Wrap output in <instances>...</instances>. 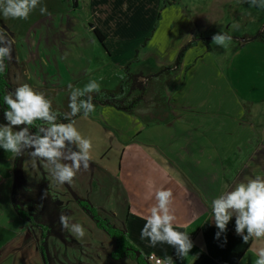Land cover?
Returning a JSON list of instances; mask_svg holds the SVG:
<instances>
[{
	"label": "crops",
	"instance_id": "obj_1",
	"mask_svg": "<svg viewBox=\"0 0 264 264\" xmlns=\"http://www.w3.org/2000/svg\"><path fill=\"white\" fill-rule=\"evenodd\" d=\"M163 1L77 0L76 9L68 3V10L76 11L78 17L53 14L54 21L39 17L22 30L13 25L21 60L26 63L25 75L31 83L38 81L39 88L59 89L74 83L81 86L95 78L94 71L100 75L105 72H99V68L113 70L121 76L123 67L137 52L140 61L154 59L158 67L167 66L175 61L180 49L195 33H222L221 28L215 27L217 7L213 0L193 3L196 6L191 9L192 16L187 7L178 3L166 5L160 14ZM185 14L189 18H184ZM87 25L94 26L103 35V45L96 41L89 27L86 29ZM172 27L177 34L166 36L164 33H170ZM54 32L62 36L58 38ZM52 38H58L63 50L57 53L62 56L48 50ZM235 38V53L239 54L238 49L248 42ZM228 46L209 48L198 41L187 50L179 71L164 81L167 99L161 109L167 108V116L159 118V124L147 123L135 114L110 106H99L95 118L103 120L99 121L103 125L102 134L94 137L86 135L82 128L86 123L96 128L93 121L87 116L74 120L82 138L91 141V166L98 168V164H103L102 173L118 180L116 203L121 198L125 203L123 227L139 250L137 254L146 257L154 253L163 259L176 256L172 246L158 242L151 247L149 240L140 236L151 208L157 203L155 192L160 189L173 193L174 230L188 233L194 244L179 264H256L259 252L264 250V237H252L245 243L236 235L235 217L229 221L227 232L217 238L218 229L212 219L213 199L241 182L264 177V122L259 125L258 114L245 115V104L252 106L249 110L253 111L254 106H259V100L252 104L244 101L243 106L233 99V89L228 88L224 69L216 59L221 58L227 65ZM217 47L224 55L215 52ZM132 66V71L145 72ZM48 68L51 73L46 72ZM181 100L184 101L180 103ZM218 110H226V114ZM160 129L163 137L158 142L155 139ZM146 132L148 135L140 139ZM118 151L121 152L118 164L109 157L106 159V153L109 156ZM12 155L0 147V163L12 165ZM132 159L146 162L148 172L142 181L137 174L132 184L123 183L119 179L122 163ZM11 174L7 167L4 177L0 178V260L5 258L3 264H43L38 248L33 251L28 248L33 246L34 238L13 208Z\"/></svg>",
	"mask_w": 264,
	"mask_h": 264
},
{
	"label": "rangeland",
	"instance_id": "obj_2",
	"mask_svg": "<svg viewBox=\"0 0 264 264\" xmlns=\"http://www.w3.org/2000/svg\"><path fill=\"white\" fill-rule=\"evenodd\" d=\"M213 1L215 2V5L217 7V11L214 15L217 20L215 27L216 29L221 28V30L219 31L227 33V35L230 36L245 39L247 37L255 38L258 33L264 30V8L250 6L247 0ZM197 2L198 0H178L177 2L168 5H174L177 3L181 4L183 7H187L188 11H191L189 12V15L192 16V10L196 6H192V4ZM68 3H71V0H41L39 1L35 11L30 13L27 20L4 18L3 15L0 14V28H2V25L7 26L8 31L6 32H9V35H12L13 25L18 27V30L26 29L29 23L31 25L33 21L39 17L52 19L53 21V14H60V17H66L68 14H71L73 17H78L76 11L68 10ZM43 6H46L47 8V15L40 14V8ZM162 10L163 9L160 8V14L162 13ZM184 18H189V16L185 14ZM234 25H238V27L234 28ZM88 27L89 26L87 25L86 29H89ZM166 28L169 29L168 26ZM54 34L57 35L55 32ZM164 34H166V36L173 35L172 37H174L177 32L172 27V31L170 33L166 31ZM60 36H62L61 33L57 35L58 38ZM205 36L210 35L207 34ZM93 37L96 39L94 35ZM58 38H52L53 43L51 44V47L48 48V50L54 55L58 54L59 56H62V54L57 53V51L63 50V48H60L61 45ZM14 40L15 46H18L17 36L14 38ZM228 44L229 51H227L226 53L227 65L224 64L221 58H216L217 63L221 66V69L222 67L224 69L223 78L228 88L233 89V99H236L241 105L244 104V101H248V103L252 104V102H256L259 100V106H254L253 111L249 110L252 108V106L248 107L249 104H245V108H247L245 115L258 114L260 122L259 125L262 126V123L264 122V41L255 39L251 42L246 43L243 48L238 49L239 54L235 53V45L237 43H234V41H229ZM52 46H55V48H53ZM208 46L209 48H214L217 45L213 44V42L210 41L208 42ZM171 48L173 47H170V49ZM215 52H217L218 55H224L225 53L222 52L220 54L218 47L215 48ZM15 55V52L12 51V58L11 60H9L11 65L10 67L14 69V71H16L17 68L15 69V65L13 63L20 62L19 59L16 60ZM132 65L133 68L139 67L140 69L144 70L145 75L155 73L160 69L154 59L141 61L137 60ZM187 66L188 65H186V67ZM106 70L107 69L103 70L99 68V72H105L100 75L96 71H94L92 75H95V78L89 79V81H85L81 86H77L75 85L76 83H74L72 84V88L83 89L84 86L91 81L97 82L100 85V90L116 88L121 76H118L119 74L113 73V70ZM46 72L51 73V71H49V68L46 69ZM22 73L23 72L17 69L15 74H12L11 72L9 73L10 75L8 74L7 81L10 82L9 86L11 88H17L25 83L29 84L32 87H38L40 85L36 80H34V84L31 83V81L28 80L27 75ZM166 92L167 91H165L164 88L163 95L165 97V100L167 99ZM67 94L68 92H60L57 95L55 100L58 106L62 105V101ZM149 95L150 97H148L146 101L147 108H142L141 110H139L136 116L142 119V121H146L147 123L159 124L160 122L158 121L159 119L157 120V117L162 119L163 117L167 116V108H163L161 110L159 109V111L153 110L151 107V98L155 96L153 89L150 90ZM183 101L184 100H181L180 103H182ZM185 105L187 106V104ZM96 109L97 108H95V110ZM95 110L86 118H89V120L93 121L96 128H94L93 125L87 123L82 125L83 130L86 132V135H93L94 137L100 135V127L103 126L101 124L103 120H101L100 118H95ZM200 110L201 108L197 109L196 111ZM234 110L235 108L232 107L233 114ZM225 112L226 110H218V113L221 114H226ZM83 116L84 115H82L80 118H82ZM151 118H155V120H151ZM164 119H166V117ZM99 121H101V123ZM249 122L251 123L250 118ZM147 133L148 132H146V134H142V136L139 138L143 139L148 135ZM162 137L163 133L160 129L159 134L157 135V138L155 140L160 142ZM136 141L141 140L136 139ZM262 141L264 142V139ZM142 142L143 141H141V143ZM100 148L103 149L104 147ZM22 151L23 155L21 156V163L18 166L16 175V180L20 185L19 190L22 192V195H19L18 203L20 204V206H22L23 211H25L26 214H31V216L34 215L36 217V220L47 226V230L44 234V237H47L46 245L41 244L40 237H38L37 235V241L33 239V246L30 245L28 247L31 249V251L38 248L39 256L43 253L44 250L45 260L43 264H135L136 258L134 256L128 255L129 257H125L123 254L114 251V244L112 243L108 235L103 231V229L96 226L95 220L87 211H85L81 207L79 202L75 198H73V194L66 188V186L64 184L57 183V181L51 174L52 166H47L43 161L34 160L29 155V152L31 151V149L29 148H27V151L26 149ZM108 153H106V159L109 157L112 162L116 160V163L118 164L121 152H112V154L109 156ZM65 154H68L67 151H65ZM11 158L12 165L11 163H9V165L6 166V163H0V178L4 177L7 167H10V170L12 171L11 180L13 183V178L15 176H13V170L16 173V170L13 168V162L18 157L13 154ZM62 162L70 163V161L68 160H62ZM101 165L103 164H98L97 168L96 166H91L90 164V167L87 170L81 168V170L76 173L73 183L68 185L82 194L84 196H82V198L84 199H86V195H89L87 199L91 201V206L95 207L98 210L96 214H98L99 218L103 222L112 227L123 228V223L125 221V214H123L125 203L121 202L123 201L122 198L119 199V202L116 203L118 199L116 192L119 191L120 188L118 185V180L116 181V179L104 175L101 171L103 169ZM146 166V162L140 161L138 159H132L129 163L124 161L122 163L121 178L119 179H121L123 183L130 182L129 184H132V181L136 180V175L139 174L142 181L143 176L146 174V172H148V168ZM150 167L152 166L150 165ZM11 185L12 184H10V186ZM74 189L73 191L75 192ZM10 190L12 194V186ZM110 195L111 197L109 198ZM113 197L114 200H112ZM114 212L116 214H114ZM61 214L68 217V229H64L61 226ZM76 223L82 225L85 229V235L82 238L77 237L70 231L73 224ZM25 227H27L26 222ZM131 245L135 247L132 243ZM135 250L139 251L137 248H135ZM110 254H113L112 257L110 256ZM139 255L140 254H138L137 256ZM149 255L155 254L151 253ZM174 255H176V253ZM143 258L146 259L145 256H143ZM3 261H5V258L0 260V264H3Z\"/></svg>",
	"mask_w": 264,
	"mask_h": 264
},
{
	"label": "clouds",
	"instance_id": "obj_3",
	"mask_svg": "<svg viewBox=\"0 0 264 264\" xmlns=\"http://www.w3.org/2000/svg\"><path fill=\"white\" fill-rule=\"evenodd\" d=\"M250 6L264 8V0H247ZM39 0H0V14L4 18L27 20L31 12L35 11ZM41 15H47V8H40ZM237 28L238 25H234ZM232 37L217 33L212 37L213 44L227 47ZM11 44L7 33L0 31V64L5 58L11 60ZM7 65L0 67L4 73ZM70 96L68 107L70 112L60 113L52 106V100L45 94L34 90L25 83L14 91H9L4 97L7 108L4 110L6 124H0V147L16 157L23 155V148H29V155L34 160L43 161L52 166L51 174L58 184H72L76 173L81 168L90 167L91 141L82 138L74 126L73 118L78 114L88 116L95 110L92 96L87 93L98 92L100 85L91 81L83 89L72 88L69 85ZM51 113V114H50ZM63 118L68 123H58ZM18 126H23L16 131ZM35 128V131L30 129ZM77 149V150H74ZM67 151V155L65 154ZM68 160L70 163H63ZM156 205L150 210V215L141 229V239H148L150 246L155 247L158 242L172 246L176 256L184 260L194 244L186 232L174 230L173 222L176 217L171 212L173 193L171 190L160 189L155 192ZM235 217V233L241 236L245 243L252 237H264V177L256 176L247 183H239L231 191H226L212 201V219L218 229L217 238L227 232V225ZM62 228L68 229V217L61 214ZM77 237H84L85 229L82 225L73 224L70 230ZM226 242V241H225ZM164 264H175L171 256ZM256 264H264V250L259 252Z\"/></svg>",
	"mask_w": 264,
	"mask_h": 264
},
{
	"label": "trees",
	"instance_id": "obj_4",
	"mask_svg": "<svg viewBox=\"0 0 264 264\" xmlns=\"http://www.w3.org/2000/svg\"><path fill=\"white\" fill-rule=\"evenodd\" d=\"M177 1L178 0H164L162 2L161 9H163L166 5L177 2ZM77 5H78L77 0H71V8L76 9ZM89 28L91 29L93 35L96 37L97 41L101 45H103V42H104L103 35L96 28H94V26L89 25ZM0 31L6 32L3 28H0ZM6 33H7L8 39L9 37H12V38L16 37L15 33H13L11 36H9V32H6ZM222 34H227V33L222 32ZM212 37L213 35L205 36L201 32L195 33L191 41H189L186 45H184L180 49L175 61L171 65L162 66L157 72L151 75H145L144 73L139 72V71H131L130 69L131 65L138 60V52H137L135 54L134 59L123 67L122 69L123 72H122L121 77L119 78V82L116 88L101 89L98 92L87 93L85 97H81V98H86L87 95H91L95 108L99 106H110V107L115 108L116 110L136 115L138 111L141 110L142 108L143 109L147 108L146 101H147V98L150 97L149 95L150 90L153 89L155 96L151 98V102L153 103V104L151 103V107L153 110L159 111V109H161V106L165 105V97L163 95V90H164L163 84H164L165 79L171 77L172 75H174L176 72L179 71L182 65L185 53L187 52L188 49L193 47L198 41L208 46V42L212 41ZM231 37H232L231 41H234V43H237L236 38L234 36H231ZM255 39L264 41V30L258 33L255 36L254 40ZM10 44H11V41H10ZM16 48L17 46H15V44H11L12 51L14 50L15 54L17 55L18 50ZM5 61H6V58L3 61L2 67L5 64ZM8 64L10 66L9 60H8ZM16 65L19 66V70L23 72L22 74H25V71H26L25 62L20 61ZM13 72L14 71H12L11 73ZM9 73H6L7 75L4 73L0 74V124L7 123L3 115L4 110L7 108V105L4 103L3 97L9 91H14L16 89V88L14 89L11 88L8 82H7L8 84H5ZM70 85L72 86V84ZM32 88L38 92L44 93L46 98L51 99L53 108L57 110L58 112L62 114L70 112V109L68 107L69 96H70L69 85L59 88V89L39 88V87L37 88L32 87ZM60 92H64V93L68 92V94L64 97L62 101V105L58 106L55 98ZM82 115H83L82 113L78 114L76 117L73 118V120L77 119L78 117ZM89 115H91V113ZM154 119L155 118H151V120H154ZM158 119L159 117H157V120ZM68 122L69 121L64 120L63 118L58 120V123H68ZM21 127L23 126H18L17 129H13V130L16 131ZM30 130L35 131V128L30 129ZM24 149H26L27 151V148H23L22 150ZM74 150H77V149H74ZM21 158L22 157H18L13 162V168L16 170V173L13 170V176L14 175L15 176L13 178V183H12V194H11L12 205L15 211L17 212V214H19L20 218L24 222L27 223L26 230L32 235V237H34L36 241H37V235H38V237H40L41 244L46 245L47 237H44V234L47 230V226L41 223L40 221L36 220V217L34 215L31 216V214H26L25 211H23L22 206H20V204L18 203L19 195L20 194L22 195V192L19 190L20 185H19V182L16 180V175L18 171V166L21 163L20 162ZM75 192L77 191L75 190ZM77 194L80 195L79 192H77ZM82 208L91 215V217L95 220L96 224L99 227H101L103 231L108 235V237L111 239L112 243L114 244L115 252H119L120 254H123L125 257L126 256L129 257L128 255L134 256L136 258L135 264H148L146 260L143 258L142 254L139 253L140 255L137 256V253L139 251L135 250V247L131 245V242L128 239L127 231L124 227L120 228V227L110 226L107 228L105 225H103V223L105 222H103L99 218L98 214H96L98 210L95 207H91V208L82 207ZM42 255L45 260L44 250H43ZM112 255L113 254H110L111 257Z\"/></svg>",
	"mask_w": 264,
	"mask_h": 264
},
{
	"label": "flooded vegetation",
	"instance_id": "obj_5",
	"mask_svg": "<svg viewBox=\"0 0 264 264\" xmlns=\"http://www.w3.org/2000/svg\"><path fill=\"white\" fill-rule=\"evenodd\" d=\"M2 28H4L5 29V31H8V27L7 26H5V25H2ZM14 33V32H13ZM9 36H11V35H9ZM9 40L11 41V44H15V40H14V38H12V37H9ZM15 49V48H14ZM17 50H18V54L17 55H15L16 56V60L17 59H19V61H23V60H21V57H20V50H19V48H18V46H17V48H16ZM14 51V50H13ZM17 63H14V65H15V69L17 68V69H19V66L18 65H16ZM4 65H7V69H6V71L4 72V74H6V73H9V72H12V71H14V69H12L10 66H9V64H8V60L6 59V61H5V64ZM4 65H3V67H4ZM0 67H2V64H0ZM17 69H16V71H17ZM16 71H14L12 74H15L16 73ZM0 74H2V73H0ZM7 75V74H6ZM8 81H6V83L5 84H8V83H10V82H8ZM37 88V87H36ZM81 198H82V196H80ZM82 199H84V198H82ZM79 204L82 206V207H84V208H86V206L87 207H92L90 204H88V203H86V202H84V201H82V202H79ZM102 222V221H101ZM103 223V222H102ZM103 225H105L107 228L108 227H110L108 224H105V223H103Z\"/></svg>",
	"mask_w": 264,
	"mask_h": 264
},
{
	"label": "built area",
	"instance_id": "obj_6",
	"mask_svg": "<svg viewBox=\"0 0 264 264\" xmlns=\"http://www.w3.org/2000/svg\"><path fill=\"white\" fill-rule=\"evenodd\" d=\"M172 258H173L175 264H179L181 262V260L178 259L177 256L172 257ZM145 260L148 264H153V263L154 264H164V261H165V259L158 257V256H155V255H148V256H146Z\"/></svg>",
	"mask_w": 264,
	"mask_h": 264
},
{
	"label": "water",
	"instance_id": "obj_7",
	"mask_svg": "<svg viewBox=\"0 0 264 264\" xmlns=\"http://www.w3.org/2000/svg\"><path fill=\"white\" fill-rule=\"evenodd\" d=\"M254 40V38H245L243 39L244 42H249ZM64 185L66 186V188L73 194V198H75L78 202H86L88 204H90V202L87 199H82L77 193H75L73 191V189L68 185V183H64ZM91 205V204H90ZM138 255V254H137Z\"/></svg>",
	"mask_w": 264,
	"mask_h": 264
}]
</instances>
